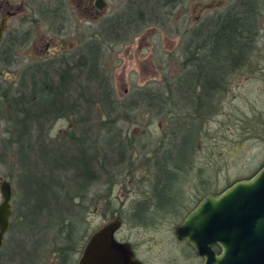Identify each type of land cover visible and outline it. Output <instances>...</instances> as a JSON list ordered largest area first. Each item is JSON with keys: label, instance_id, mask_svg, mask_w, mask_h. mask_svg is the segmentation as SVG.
<instances>
[{"label": "flooded vegetation", "instance_id": "af4514ba", "mask_svg": "<svg viewBox=\"0 0 264 264\" xmlns=\"http://www.w3.org/2000/svg\"><path fill=\"white\" fill-rule=\"evenodd\" d=\"M32 2L36 0H18L13 3L9 0H0V117L4 120L7 115L10 117L7 100L16 93V74L20 79H26V84L29 85L27 81H30L33 75L37 77L42 75L35 70L42 69L48 75H54L60 73L66 65L73 66L76 72L80 69L85 70L87 64H93L109 81L112 94L115 96L109 77L112 73V64L107 62L116 59L115 48L123 44L127 46L134 37L144 31L146 33L170 31L179 35V38L181 34L187 38L183 66L179 65V70L174 73L173 78L176 79L177 74L182 72L191 87L193 79L202 83L203 80H207L209 74L216 82L223 77V70L227 65H223L221 59L209 58L207 55L209 47L217 46L222 53L223 38L231 37L229 44L234 49L233 60L228 62L230 68L239 58L237 56L239 40L243 45L249 46L255 32L263 30V25L258 26L257 17L260 15V9L264 7V0H218L216 3L210 0H40L38 6L35 3L38 7L37 20L45 26L48 35L44 40L46 39L47 43L44 45L35 39L33 43L39 56H36L34 62L29 61L22 68H18L13 73L14 76H11L12 69L22 64L24 58H21V55L32 42L31 26L33 21L37 22L31 13ZM194 2L198 11L192 16L190 13ZM14 19L18 21L16 26L12 24ZM56 37L59 38L60 43H64L66 38H72L75 42L52 48ZM209 60L215 62V68L209 66ZM96 62L99 64L98 67ZM101 62L106 63L104 67ZM214 70L216 71L212 73L211 71ZM143 85L128 91L123 89L121 96L115 100L126 102L111 104L105 113L107 119L103 121L109 130L107 138L111 143H116L114 148L119 152L115 153L117 156L111 163L122 165L123 173L127 175H135L136 165L141 167V172L144 174L143 166L146 161L141 160H148L150 157V153H146L144 159H137L138 154L135 151L130 152V156H127L125 151L137 140L130 127L139 124L129 117L140 116L136 112L131 113L138 109V105L127 101L133 96L142 94ZM190 87L187 89L191 90ZM205 90L200 87L199 95H203ZM74 106L76 109L79 107V105ZM120 109L122 110L119 111ZM117 110L118 113L112 116ZM117 116H125L126 120H119ZM60 119L68 121L69 124L65 129H60L56 136H49V141L65 139L67 132L76 126H74V116L71 119L69 117ZM120 123L123 126L119 125ZM160 139L158 137L157 144ZM2 179L8 180L0 177V181ZM8 181L11 183L10 180ZM135 184L142 188L141 191L128 188L127 192L131 194L137 192L136 198L132 194V199L121 201L122 204L115 208L113 206L116 200L104 202L101 225L87 238H83L82 246L77 243L78 251H30L29 248H26V251H2L15 214L13 190L10 227L4 234V242L0 249V264H79L88 239L100 227L114 220L119 221V226L113 233L115 241L126 243L130 248L129 251L123 249L112 251L117 255L116 260L120 264H212L204 255L195 251L185 238H178L175 230L203 197L208 194H219L225 188L207 192L202 184H194L190 192L186 193L182 189L183 184H175L173 187L162 185L161 190L153 184ZM192 192H195V195H191L187 200L189 204L182 205L185 197ZM92 209L101 213V209L95 205ZM164 228H167L166 239ZM149 231H153L157 239L153 237L147 239L145 233ZM148 243H151L150 248L147 247ZM29 247L31 248V245ZM210 247L216 255L221 254L218 244H210Z\"/></svg>", "mask_w": 264, "mask_h": 264}, {"label": "trees", "instance_id": "16d2710c", "mask_svg": "<svg viewBox=\"0 0 264 264\" xmlns=\"http://www.w3.org/2000/svg\"><path fill=\"white\" fill-rule=\"evenodd\" d=\"M229 33L232 35L231 32ZM256 42L257 40L254 38L249 46H245L239 40V53L237 54L239 58L230 68H228L230 66L228 62H232L233 60L234 49L230 46L231 37L225 36L223 38L222 53L221 49L218 50L217 46L209 47L208 57H212L213 60L215 58L221 59L223 65H227L223 70V77L218 79L217 82L209 74L207 80H203L202 83H199L197 79H193L191 88L182 72L177 74L176 79L173 76L164 74L157 80L145 83L141 87L143 93L133 96L127 101L138 105V109L135 110L138 115H140L139 113H146L147 116H150L145 121L148 125H152L155 119L164 121L161 139L158 141L156 148L151 151L148 160H141L146 161L143 166L144 170L152 172L142 175L139 180L130 175L133 183L153 184L157 185L161 190L160 186L162 185L173 187L175 184H180L183 175H186L187 181L191 179L192 181L194 180V184H202L207 192L220 191L238 179L251 177L262 167L263 164L246 177L219 182V176L212 179L209 178L210 173L207 175L208 177L205 173L206 171H212L215 175L219 174V168H213L215 163H211V158L215 154L213 153L208 158L210 160L206 158L205 165L196 167L194 145L196 142L195 132L203 136L205 141L207 140L205 127L209 121L213 120L214 116L219 114L221 107L226 102L228 90L231 86V76L235 73L245 72L248 66H250L249 71L254 66L253 70L250 71L251 73L258 72L255 64L251 65L252 55L256 56L255 53L258 49ZM96 65L98 67V62H96ZM210 65L215 68V62L209 60ZM180 66H183V61L180 63ZM84 69L77 70L76 73L79 72V74L85 75L87 84L95 82L96 89L100 94L94 101L90 97H85L84 102L86 104L83 107V111L86 115L81 116V119L78 121L87 124L88 118L94 112V105L109 109V106L113 103H125L126 101L115 100L116 97L112 94L109 81L96 70L93 64H87ZM215 71L211 72L214 73ZM35 72H39L38 74L41 73L42 75L38 77L33 75L30 81H27L29 85L26 84V79H20L15 95L7 100L10 106V117L7 115L6 120L11 125L8 129L9 137L5 140H0V144H3L7 153H11L12 149H14V156L22 166L28 165L27 154L25 152L29 149L30 140H35L39 146L38 158L40 157L41 159L42 169H46L48 174L46 176H37L36 174L34 175L35 177H31L35 183L38 181L44 183L43 178L48 179L49 184L46 188L50 195L49 197L44 196L42 192V196L35 199L37 200L36 205L30 206L31 199L27 195L23 181L25 172H29V169L21 172L22 179L19 183L23 184L24 191L21 190V196H19L16 206L14 201L15 214L11 222L6 246L10 247V249L13 248V251H26L27 245H24L22 235L29 234V236L34 237L35 233L31 232L30 229L36 226V229L40 228L39 231L43 230L45 233L49 231V228H53L54 231L51 236H47L45 233L41 235L39 241L42 244L41 246L34 244L37 241L34 238L31 251L38 247H42L45 250L52 246L51 251H78L77 243L82 246L84 239L83 237L74 239V233L77 226L83 221V215L74 210L75 205L73 201L78 200L77 205L79 208H87L85 213L88 214L90 205L98 207L101 200H103L104 204L105 201L113 199V188L119 183L115 182L116 176L110 173L109 169L112 168L111 166L119 165V163L117 165L111 163L115 161L114 157L117 156L115 155L116 148H113V146H116V143L113 142V144L109 141L107 138L109 130L105 125L102 126L101 123L104 124V122L100 119L96 121H98L99 126H102L100 128L102 134L97 135L95 140L89 141V136L85 135L86 130L82 129L80 133L76 132L79 122L75 118L74 126H76L73 130L67 132L65 139H59L61 141H49L53 124L58 119L65 117L71 119L72 116H75L74 114L79 112L78 108L76 109L74 106H78V103L71 94V87L76 82L78 75L71 65H66L60 73H55L54 75L57 76V79H52L51 76L53 75H48L42 69L35 70ZM187 87H190L191 90L187 89ZM200 87L206 89L203 95H199ZM88 89V85H82L79 96L89 95ZM185 108H191L192 111L188 112ZM260 117L257 119L251 116L248 120L252 118L253 124L258 125L262 122L260 121ZM118 119L126 120V117H118ZM129 119L141 121L145 118L144 116L142 118L141 116H135L129 117ZM261 138L264 141V135ZM132 145L133 143L130 149H132ZM107 152H110L111 155ZM144 155H142V158ZM60 158L61 160H59ZM34 162L35 164L38 163L37 160ZM107 168L109 169L107 170ZM55 170L60 172H56ZM13 177H15L13 174L9 175V178ZM63 182L68 183L71 187L73 186L76 194L67 196L66 198L60 197L58 190L63 186ZM102 183L109 185L105 194L95 195V198L85 206L86 195L88 194L89 196L93 187L95 185L99 186ZM64 199L67 201V207H64ZM67 199H72V201ZM88 200H90L89 197ZM18 210H20L21 215L17 212ZM29 210H31L32 218L28 215ZM38 217L45 218L47 220L45 224L38 226ZM22 229H24V232ZM74 240H77V242Z\"/></svg>", "mask_w": 264, "mask_h": 264}, {"label": "rangeland", "instance_id": "374dc122", "mask_svg": "<svg viewBox=\"0 0 264 264\" xmlns=\"http://www.w3.org/2000/svg\"><path fill=\"white\" fill-rule=\"evenodd\" d=\"M10 3H13V1L18 0H9ZM205 1V0H204ZM212 2H217L218 0H210ZM262 1V0H260ZM40 3V0H36V2H32L31 5V13L33 15V18L36 20L39 18L37 9L38 7L36 4ZM199 3V2H197ZM193 7L191 9L192 16L197 14L198 7L194 6L195 2L192 3ZM37 10V11H36ZM264 7L260 9V15L257 17L258 26L263 25V30L259 32H255L254 38L257 40V50L255 55H252L251 58V65L255 64L256 69H258V72L251 73L250 71L253 70V68L249 71L250 66L247 67L246 71L243 73H235L230 78V87L228 90V97L226 99V102L221 107V110L219 111V114L217 116H214L212 121H209L206 125V138L205 141L203 136H200L196 132L194 133L196 136V142H195V156H196V167L205 165L206 158H210L211 155L214 153V157L211 158V163H215V166L213 168L218 167L219 168V174L215 175L214 172L206 171V176L210 173L209 178H216L219 176L218 181L226 182L227 180H234L236 178L240 177H246L250 174H252L261 164L264 162V141L261 138L262 135H264ZM13 25H17V20H12ZM31 35H32V42L29 45V47L24 51L23 55H21V58H24L22 61V64H20L19 67H16V69H12L11 76H14L13 73L18 70V68H22L24 64L28 63L29 61H35L36 56H39L37 53V49L33 43L35 39H38L41 44H46V39L44 40V37L48 35L47 32H45V26L37 20V22L32 23L31 26ZM184 34H181L180 38L179 35L174 34L170 31H160V32H151L146 33L141 32L139 35L134 37L127 46L120 45L117 46L114 50V55L116 56V59H110L107 60V62L112 64V73L109 76L111 80L112 87L114 88L115 97H120L123 89L131 90L133 87H139L143 85L147 81L155 80L161 78L164 74L173 76L174 73L176 74L179 70V65L183 61L185 56V44L187 38L183 36ZM58 37H56V42L53 44L52 48H57L59 45L63 44L66 46L67 44L75 42V40H72V38H66L64 43H60L58 41ZM180 39V40H179ZM139 52V54L137 53ZM251 57V56H250ZM142 63V68H141ZM102 67L105 66L103 62H101ZM148 65V67L146 66ZM140 69H143L140 70ZM76 73V72H75ZM78 75V78L76 82L72 85V97H75V101L78 103L79 112L74 114L75 120L81 119V116H84L85 112L83 111V107H85L86 102L85 97H90L93 101L94 99H97L99 97V92L97 91V86L95 82L86 83L85 75H79V72L76 73ZM52 79H57V76L53 75L51 76ZM15 82L16 87L18 82L20 81V78L18 77V74L15 76ZM88 85L89 92L86 96H79L78 93L80 92L81 86ZM78 90V91H77ZM176 108V107H175ZM107 107H100L98 105H94L93 107V113H91L90 118H88L87 124H83L82 122L78 121L76 132L80 133V131L86 130L85 135L89 136L88 140L92 141L96 139V136L99 134H102L100 131V128L104 126L103 123L102 126L98 124L97 119H100L101 121H105L107 119ZM120 109L119 111H121ZM186 111L190 112L192 111L191 108L186 109ZM180 112V110H178ZM135 111H131V113H134ZM118 113L117 111H114L112 113V116ZM141 118L144 116V120L138 121L139 124L136 126L135 124L130 127V131L136 136V142L133 143L132 149H125L126 155L130 156V152H136L138 154L137 159L142 158V155L144 157L146 156V153H151L152 150L156 148L157 145V139L158 137H161V134L163 132L164 128V121L156 120L153 122L152 125H148V123H145L146 119H148L146 113H139ZM86 115V114H85ZM133 115V114H132ZM261 115V117H260ZM254 116L258 119L260 117V124L255 125L252 122V118L248 120L249 117ZM136 123V122H134ZM189 123V122H188ZM69 122L65 121L64 119L58 120L56 123L53 124V127L51 129V136L54 137L59 132L60 129H65L68 126ZM10 123L7 122L6 117L5 120L0 117V140L7 139L9 137L8 129L10 127ZM119 125H122L120 123ZM61 133H59L60 135ZM199 135V136H198ZM61 136V135H60ZM199 138H198V137ZM212 137V138H211ZM56 141H61L57 139ZM48 143V141H46ZM90 143V142H89ZM52 144V143H51ZM38 145L36 144L35 140H30L29 149L26 150L27 154V163L28 165H20L15 156H14V149H12L11 153L5 152V148L3 144H0V177L1 178H7L11 181L13 190H14V196L13 199L15 200V206L16 202L19 201V196H21V190L24 191V186L27 192V195H29V199H31L30 206H35L37 203L36 198H39L42 196V192L44 193V196L46 195L49 197L50 193L47 192V185L49 184L48 179L43 178V182L38 181L35 183L33 178L31 176H34L37 174L41 176H46L48 174V171L46 169H42V163L40 162V157L38 158ZM114 148V146H113ZM134 149V151H133ZM73 152V151H72ZM110 153V152H107ZM118 154L119 152L116 151ZM136 154V155H137ZM111 155V153L109 154ZM112 157V156H111ZM136 157V156H135ZM35 160L38 161V163L35 164ZM61 160V158L59 159ZM129 160V158H128ZM127 160V161H128ZM210 160V159H208ZM26 163V164H27ZM137 166V170L135 171V175H133L136 180H139L142 175L147 174L148 172H152L149 170H146L144 174L141 172V167L139 165ZM209 166V165H208ZM112 167V168H111ZM107 168L109 169L113 175L116 176L115 182H118L119 184H116L113 188L112 197L117 202L113 206L119 207L121 201H125L132 199L131 195H135V198L137 197V192H127L129 189H133L134 191L140 190L141 187L135 186L136 184L131 181L130 175L124 174L123 170L124 167L122 165L117 166H111ZM25 169H29V172L26 171L25 175L23 177L24 186L23 184H20L21 172ZM56 171V170H55ZM60 172V171H56ZM13 174L15 177L9 178V175L11 176ZM134 174V173H133ZM127 175V176H126ZM35 177V176H34ZM208 177V176H207ZM182 182L180 183L183 186V190L186 191V193H189L192 187H194V180L187 181L186 175H183ZM148 184V183H145ZM20 185V187H19ZM35 185V186H34ZM44 185L43 187H41ZM72 185V184H71ZM144 185V184H142ZM68 183L63 182V186H61L58 190L59 196L66 198L70 195L76 194V191H74V187L70 186ZM109 185L107 184H101V185H95L93 187L92 192L86 195L87 199H85V206L88 205V203L91 202L95 198V195H104L106 192V189ZM129 188V189H128ZM136 189V190H135ZM194 196L195 192L190 193L187 197H185V200L183 201L182 205H186L188 203V199L190 196ZM88 197L90 200H88ZM134 198V197H133ZM62 199V198H61ZM72 201V199H67ZM0 201H1V194H0ZM63 201V199H62ZM98 204V209H101V213L97 210L94 211L92 209V206L90 205L89 211L90 215L88 216L85 211L84 207L79 208L78 200H74L73 204L75 205V211H78L80 214L83 215V221L79 226L76 228V232L74 233V239L87 238L88 235L96 230L102 223L103 216L102 211H104V204L102 202ZM186 203V204H185ZM189 204V203H188ZM67 207V201L64 199V207ZM183 210V209H182ZM22 211V210H21ZM19 215H21L20 210H18ZM16 212V213H17ZM28 215L32 218L31 210L28 211ZM32 220V219H31ZM38 226H42L47 221L43 217H38ZM68 224V223H65ZM49 227V226H48ZM40 228L36 229L31 228L30 231L34 232V237H30L29 234H23V240L24 245H28L27 248L32 250V247L29 246L32 245L31 239L37 240L34 244L36 246L42 245L40 241V237L42 234L45 233V231H39ZM49 231L45 233L47 236H51L54 229L49 228ZM24 232V229H22ZM163 231L165 232V239L167 238V228H164ZM8 236L5 238V246L2 249V251H13V248L10 249V247L6 246ZM11 237V236H10ZM145 237L148 238H155L157 239V236L154 234L153 231H149L147 234L145 233ZM162 237V236H161ZM52 240V238H51ZM77 242V240H74ZM40 243V244H39ZM53 247V246H52ZM51 247V248H52ZM147 247H151V243L147 244ZM51 248L48 247L45 250L42 249V247H38L34 249L33 251H51ZM27 250V249H26Z\"/></svg>", "mask_w": 264, "mask_h": 264}, {"label": "water", "instance_id": "95a60500", "mask_svg": "<svg viewBox=\"0 0 264 264\" xmlns=\"http://www.w3.org/2000/svg\"><path fill=\"white\" fill-rule=\"evenodd\" d=\"M0 249L10 227L13 189L0 181ZM119 221L100 227L88 239L79 264H120L112 251H129V245L113 237ZM178 238H185L195 251L212 264H264V163L251 177L234 181L219 194H208L176 227ZM216 243V255L210 244ZM95 261V263H94Z\"/></svg>", "mask_w": 264, "mask_h": 264}]
</instances>
